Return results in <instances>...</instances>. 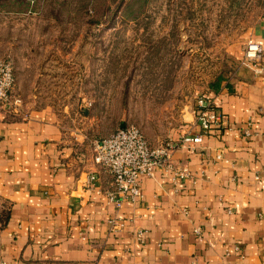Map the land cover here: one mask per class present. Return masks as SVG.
I'll return each mask as SVG.
<instances>
[{"label":"crops","instance_id":"obj_1","mask_svg":"<svg viewBox=\"0 0 264 264\" xmlns=\"http://www.w3.org/2000/svg\"><path fill=\"white\" fill-rule=\"evenodd\" d=\"M260 3L243 37L261 45L262 71L241 63L240 46L231 49L203 94L227 125L173 150V164L188 167L189 177L164 167L142 175L135 203L108 201L112 177L93 161V140L67 106L0 105V264H264ZM185 133H201L194 109L164 139ZM111 218L122 223L118 230L109 229Z\"/></svg>","mask_w":264,"mask_h":264},{"label":"rangeland","instance_id":"obj_2","mask_svg":"<svg viewBox=\"0 0 264 264\" xmlns=\"http://www.w3.org/2000/svg\"><path fill=\"white\" fill-rule=\"evenodd\" d=\"M260 0H0V55L22 108L71 110L89 139L135 124L150 145L186 121ZM17 104V105H19Z\"/></svg>","mask_w":264,"mask_h":264},{"label":"built area","instance_id":"obj_3","mask_svg":"<svg viewBox=\"0 0 264 264\" xmlns=\"http://www.w3.org/2000/svg\"><path fill=\"white\" fill-rule=\"evenodd\" d=\"M261 57V45L253 39H247L241 63H250L259 72L262 71ZM14 85L12 61L0 55V105L10 101L14 105L19 104L20 97L12 96ZM194 113L201 133L195 135L185 133L178 140L164 139L156 145H150L142 130L135 124L120 126L111 133L93 140V161L107 170L112 177V188L106 191L109 202L119 208L126 201L131 203L139 201L142 197L141 176L151 175L156 168L173 170L181 178L190 176L188 167L173 164L171 160L173 150L184 143L201 141L202 135L213 127L227 125L225 114L205 95L197 99ZM217 156L220 157L219 154ZM95 178L94 173L89 174L87 184H94ZM121 225L116 218L109 219L111 231L118 230ZM138 232L142 235L144 230L139 229ZM195 233L198 236L202 234L198 228L195 229Z\"/></svg>","mask_w":264,"mask_h":264},{"label":"trees","instance_id":"obj_4","mask_svg":"<svg viewBox=\"0 0 264 264\" xmlns=\"http://www.w3.org/2000/svg\"><path fill=\"white\" fill-rule=\"evenodd\" d=\"M3 226V221L0 219V228Z\"/></svg>","mask_w":264,"mask_h":264}]
</instances>
